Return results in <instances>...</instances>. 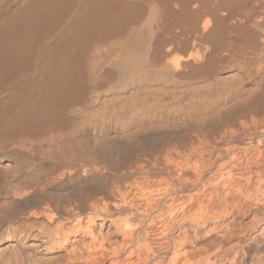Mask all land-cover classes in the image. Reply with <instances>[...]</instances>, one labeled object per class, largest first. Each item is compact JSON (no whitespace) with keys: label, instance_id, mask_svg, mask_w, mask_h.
<instances>
[{"label":"bare ground","instance_id":"6f19581e","mask_svg":"<svg viewBox=\"0 0 264 264\" xmlns=\"http://www.w3.org/2000/svg\"><path fill=\"white\" fill-rule=\"evenodd\" d=\"M0 264H264V0H0Z\"/></svg>","mask_w":264,"mask_h":264}]
</instances>
